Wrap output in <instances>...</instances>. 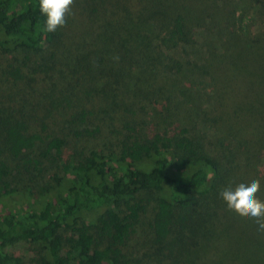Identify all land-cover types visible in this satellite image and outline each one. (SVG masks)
<instances>
[{"label": "trees", "instance_id": "1", "mask_svg": "<svg viewBox=\"0 0 264 264\" xmlns=\"http://www.w3.org/2000/svg\"><path fill=\"white\" fill-rule=\"evenodd\" d=\"M191 1L223 2L74 0L47 32L39 0H0V264L20 242L41 264H264L220 196L257 179L264 201V56L209 66Z\"/></svg>", "mask_w": 264, "mask_h": 264}, {"label": "rangeland", "instance_id": "2", "mask_svg": "<svg viewBox=\"0 0 264 264\" xmlns=\"http://www.w3.org/2000/svg\"><path fill=\"white\" fill-rule=\"evenodd\" d=\"M191 3L196 2L191 1ZM230 10L234 11L236 16L234 24L238 31H242L241 34L230 31L226 34V19L223 18L226 12ZM192 12L196 15L194 16L198 23L203 25L205 29V31L198 30L197 33L195 31L197 44H204V41L209 38H213L216 44H223V47L216 49L214 56L211 57L209 66L215 67V65H225L235 61L239 65L245 63L257 69L258 65L263 62L264 42L246 46L244 41L247 42L249 34L264 35V0H223V2L219 1L217 3L197 2ZM219 13L222 17L219 16ZM203 46L206 47V44ZM199 51L202 53L203 47H200ZM0 57L2 56L0 55ZM2 63L3 61L0 58V64L2 65ZM232 84L233 86L234 84H239L246 90L254 87V85H248L247 80H236ZM52 174L53 172H49V175L54 180L55 178ZM21 201L20 197L8 198L5 201V205L6 207L14 208ZM2 211L4 210L0 207V213ZM7 251L19 257L22 264H41V260L44 257V250L38 243L20 242L8 247Z\"/></svg>", "mask_w": 264, "mask_h": 264}, {"label": "clouds", "instance_id": "3", "mask_svg": "<svg viewBox=\"0 0 264 264\" xmlns=\"http://www.w3.org/2000/svg\"><path fill=\"white\" fill-rule=\"evenodd\" d=\"M74 0H39V9L46 17L45 31L55 32L66 24V16L71 13ZM114 59H119L114 57ZM260 181L253 179L250 183H239L220 192L227 209L242 218L254 219L259 230H264V201L257 197Z\"/></svg>", "mask_w": 264, "mask_h": 264}]
</instances>
